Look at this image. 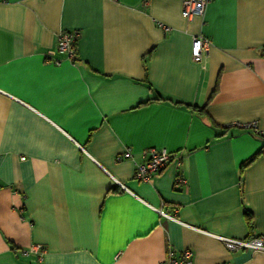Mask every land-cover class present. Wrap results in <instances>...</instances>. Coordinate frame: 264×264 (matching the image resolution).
<instances>
[{
  "label": "crops",
  "instance_id": "obj_1",
  "mask_svg": "<svg viewBox=\"0 0 264 264\" xmlns=\"http://www.w3.org/2000/svg\"><path fill=\"white\" fill-rule=\"evenodd\" d=\"M255 121L264 0L192 19L183 0H0V264H264L219 239H264V137L239 126ZM150 148L177 160L143 182Z\"/></svg>",
  "mask_w": 264,
  "mask_h": 264
},
{
  "label": "built area",
  "instance_id": "obj_2",
  "mask_svg": "<svg viewBox=\"0 0 264 264\" xmlns=\"http://www.w3.org/2000/svg\"><path fill=\"white\" fill-rule=\"evenodd\" d=\"M210 0H183V16L187 19L203 16L206 12ZM80 37L79 32H63L59 36L57 53L66 56L67 59L75 61L77 59L76 43ZM210 42L202 36L195 37L192 44V55L196 63H201L205 55L208 53ZM244 129L251 131L258 136L264 137V131L259 127L258 122H249L239 124ZM264 155V147H263ZM129 158L130 154H126ZM142 164L137 166L136 178L143 182H149L152 176L160 174L172 162H175L176 156L169 153L167 150H159L157 148H150L142 153ZM180 162L178 161V164ZM184 181L179 180V184ZM158 212L169 219L176 221L174 216H169L161 210ZM224 246L232 253L242 250H254L264 252V239L255 238L251 240H236L232 238H219ZM41 247H35L34 250L40 251ZM42 254L44 252L42 251ZM43 260V257L40 258ZM161 264H194L193 253L190 250H184L179 255L171 252L166 261Z\"/></svg>",
  "mask_w": 264,
  "mask_h": 264
},
{
  "label": "trees",
  "instance_id": "obj_3",
  "mask_svg": "<svg viewBox=\"0 0 264 264\" xmlns=\"http://www.w3.org/2000/svg\"><path fill=\"white\" fill-rule=\"evenodd\" d=\"M196 109H198V111H200V112H202V113L205 112V108H204V107H202V108H196Z\"/></svg>",
  "mask_w": 264,
  "mask_h": 264
}]
</instances>
